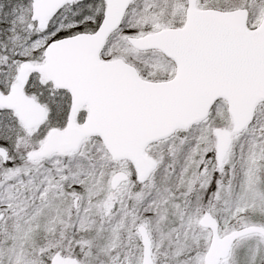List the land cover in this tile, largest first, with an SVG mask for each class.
I'll use <instances>...</instances> for the list:
<instances>
[{
    "label": "snow or ice",
    "instance_id": "obj_1",
    "mask_svg": "<svg viewBox=\"0 0 264 264\" xmlns=\"http://www.w3.org/2000/svg\"><path fill=\"white\" fill-rule=\"evenodd\" d=\"M0 264H264V0H0Z\"/></svg>",
    "mask_w": 264,
    "mask_h": 264
}]
</instances>
